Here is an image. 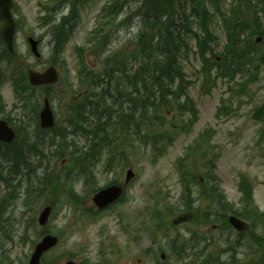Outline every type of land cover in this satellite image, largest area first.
Wrapping results in <instances>:
<instances>
[{"label": "rangeland", "instance_id": "1", "mask_svg": "<svg viewBox=\"0 0 264 264\" xmlns=\"http://www.w3.org/2000/svg\"><path fill=\"white\" fill-rule=\"evenodd\" d=\"M45 1L47 0H15L17 8L13 13L20 20V27L15 34L14 44L19 59L26 66L42 70L50 63H56L65 75H75L78 64L80 67L84 63L91 67H104L111 51L124 44L123 53L128 55L136 45L130 41L134 32L133 25H140L136 14H133L138 0H126L133 8L121 11L120 15H114L110 11L108 13L112 3L118 0H57L61 6L65 2L64 8L56 13L58 18L67 13L70 5L77 10L78 18L72 30H69L67 44L58 52H53L52 31L48 25L40 24V16L44 13L40 3ZM234 1L221 0V4L223 6L225 3L229 8ZM259 11L260 6L256 0L245 7L246 19L257 34L252 38L255 49L249 56L252 65L247 67L248 74L238 73L233 80L228 81L218 79L203 91L199 86L202 80L198 70L199 61L191 58L185 63L189 78L196 80L194 84H190L198 108L196 119L194 114L173 118L170 111L150 108L149 117L145 120L130 114L126 116V121L132 125L131 133H127L120 130L121 118L117 116L116 109L106 110L105 133L98 129L100 137L105 136V142L100 138L97 144V135L82 128L85 119L80 116L84 107L81 114L76 111L78 104L84 106V100L74 99L75 93H82V90L69 89L72 79H68L65 86L55 84L47 90L46 87H37L32 89L35 92L18 95H14L12 83L5 81L0 86L2 117L5 118L7 113L22 114V111L29 109V104H34L35 109H39L37 104L42 105V98L48 91L56 115V127L36 135L31 126L28 132L25 131L26 134L23 132L27 139L21 138L10 147L1 145L0 198L6 196L8 190H11L12 198L5 201L7 209L3 216L6 217V222L3 217L0 221V264H29L25 255H30L33 250L32 240L35 242L40 237L38 233L41 226L37 222V216L50 199H56V202L46 227L52 233L60 235L61 242L42 257L41 264H46L45 260H53L52 264H64L69 255L80 264H85V261L94 264H132L137 257H144L149 264H157V260H160L158 248L169 250L176 231L182 232L187 226L193 225H177L166 236L157 235V240L153 241L148 234L146 222H142L147 221L145 219L153 209L163 207L168 201L176 202L182 187L179 170L183 167L180 161L192 179H199L202 174L207 177L214 161L215 172L221 179L220 185L227 199L235 205H239V177L241 174L246 175L254 186V202L259 210L264 211V157L261 155L264 154V130L260 134L264 126L263 122L252 118V112L259 108L258 105L263 108L261 116L264 117V14H261L262 24L259 27L252 21ZM232 17L233 15L231 19ZM210 30L217 37L214 48L215 53H218L225 41L218 15H214ZM249 30L250 27L244 32ZM28 34L40 39V58L30 51L26 42ZM259 35L261 40L255 42ZM81 48L82 51H79ZM252 70L257 74L254 79L250 74ZM14 104L18 106L16 109ZM169 109L177 113L175 106L170 105ZM32 112L27 117H32ZM170 118L175 119L178 126H183L182 129L175 130L177 132L173 138L168 135L174 131L169 128ZM66 121L68 122L65 123ZM160 121L164 124L159 125ZM63 124L66 132L62 128ZM70 125H77L78 130L73 131V128H69ZM136 130L141 131V136L147 131H157L163 136L152 141L146 134L141 138ZM201 134L203 139L194 150ZM90 143L101 147L102 153L100 160L94 164L92 173L95 177H87L88 183L85 184L83 178H76L65 172L69 155H61V152L62 147L68 146L79 154L76 147L83 152ZM112 155L116 157L114 165L112 161L111 165L110 162L107 165V160ZM13 158H22L25 163L18 170L16 167L9 168ZM129 167L135 171V175L127 187L124 200L101 212L95 219H88L86 210L93 206L89 185L102 187L114 179L123 181ZM59 175L66 177L61 178ZM57 177L63 185L73 188L77 201H68L71 195H59L55 185ZM43 181H49V185L54 186L57 197H53L47 187L43 194L37 196L40 187H43ZM196 181L198 180H193L190 186L195 205L201 210L213 211V206L199 197L202 186ZM201 181L203 183L204 179ZM93 208L95 209L94 206ZM212 216L216 217L215 214ZM211 225L212 223L205 226V229L212 230ZM222 230L219 228L210 234L218 236ZM255 231L264 234V219L256 221ZM5 236H9V239ZM24 237L27 238L26 242L19 244L18 240H23ZM149 248L152 249L150 254ZM242 251L236 248L238 256L243 261L247 260L248 256ZM170 260L176 264L174 257H170Z\"/></svg>", "mask_w": 264, "mask_h": 264}, {"label": "trees", "instance_id": "2", "mask_svg": "<svg viewBox=\"0 0 264 264\" xmlns=\"http://www.w3.org/2000/svg\"><path fill=\"white\" fill-rule=\"evenodd\" d=\"M248 4L249 0H235L233 5L227 8L224 4L222 6L221 0H138L133 14H136L140 25H138L136 34L130 42L136 44L133 50L128 55H124V45L119 46L109 54L110 57L112 56L110 62L113 64L108 67L106 65L100 72H87L84 68L80 69V81L88 80L89 92L84 97L81 95L79 99H83L84 106H90V110L85 111L83 104H79L76 112L81 114L83 108L80 117L89 119V124L85 130H91L94 135L98 136V132L94 128H101L102 126L101 122L97 121L99 118L96 117V107L92 103L93 100L97 102L104 100L107 85L111 90L119 88L114 96L116 100L121 99V105L119 108L117 105V111L120 118L124 117L123 126L126 124L125 115L130 110L128 107H124L123 100L132 102L136 107L161 106L171 101L177 102L176 107L179 109L193 108L194 103L191 101L188 92L189 80L184 71V60H186L191 49L189 39L193 36L196 37L199 54L205 63V67L208 66L211 57L206 53L214 52L212 43L216 40L210 30V25L214 15L218 14L223 20L226 32V45L219 56L224 63L229 62L232 65V61L237 66V62H240L238 60L241 59V46L246 44V38L252 35L249 32H253L252 25L249 26L245 15V7ZM132 8L126 0H118L112 3L108 12H113L116 15L123 9L127 11V9ZM76 14L77 10L72 9L70 14L63 16L58 24H53L56 31L55 52L62 48L60 46L62 41L67 39L69 30L74 27ZM231 15H233L232 19ZM256 24L259 27L257 21ZM195 26L198 28L196 31L193 29ZM249 27L250 30L245 35L244 31ZM15 54L16 52L14 54L9 53L5 48V56L10 61L15 62L10 66L9 74L5 76V80H10L15 86H18V94H28L34 90L27 82L21 64L13 58ZM119 56H123V58H119ZM117 79H119L118 87L115 83ZM101 83L103 84L101 85ZM100 85L106 86L102 87L101 92L96 89ZM170 95H173V98H170ZM183 95L186 96V99L181 103L180 97ZM177 98L180 100L176 101ZM102 106L104 105L102 104ZM28 108L33 112L36 111L34 104H29ZM104 110H107V106H104ZM75 127L70 126L69 128ZM94 157L96 155L93 152L88 153L86 158L84 156L79 157L75 161L78 171H85L87 160L92 162ZM14 162H16L15 159ZM55 185L59 193L66 190L59 178ZM46 186L53 191V186H50L48 181V183L43 182L41 192ZM184 207L189 209L191 204ZM178 208L175 205H168L166 215H171ZM154 218L160 220V217ZM167 220L165 216L160 225L167 226ZM154 228L157 227L154 226ZM156 231L153 229V232Z\"/></svg>", "mask_w": 264, "mask_h": 264}, {"label": "water", "instance_id": "3", "mask_svg": "<svg viewBox=\"0 0 264 264\" xmlns=\"http://www.w3.org/2000/svg\"><path fill=\"white\" fill-rule=\"evenodd\" d=\"M13 7V3L11 0H0V20H5V25L0 30V36L5 39L6 44L10 49H12V41H13V31L15 28V22L12 19L10 15V9ZM31 48L33 52L36 55H39V52L37 51V41L33 40L31 37L28 38ZM57 75L55 72V69L53 67L47 68L44 72L39 73L33 70H29V79L32 84H39L44 82H53L56 80ZM42 126L48 127L53 124V116L52 111L49 107L47 98L44 99V108L42 110ZM0 136L5 138V140H11L14 137V133L11 129H9L6 124L5 128L0 127ZM132 175V172L129 170L127 172V178ZM121 189L116 186H111L109 188L103 189L100 192H98L94 200L96 201L97 205L99 207H104L108 205L109 203L113 202L120 194ZM50 208L46 207L42 214L39 217L40 223H44L46 220V217L49 213ZM191 216L190 213H180L178 214L174 219V223H179L181 221H184L188 219ZM233 220V218H232ZM234 224L239 229H244L247 227V225H243V223L239 220H235ZM57 239L53 236H45L43 240L36 246V250L31 258V264H37L39 260L40 254L54 245L56 243ZM67 264H75L73 262H68Z\"/></svg>", "mask_w": 264, "mask_h": 264}, {"label": "flooded vegetation", "instance_id": "4", "mask_svg": "<svg viewBox=\"0 0 264 264\" xmlns=\"http://www.w3.org/2000/svg\"><path fill=\"white\" fill-rule=\"evenodd\" d=\"M259 240L263 241L264 238H260ZM243 241H246V237H244L243 235H237L235 237V240H234V242L236 244H240ZM205 257H206V253L197 254L196 252H194V253L187 252L186 253V252L182 251L180 254H178V263L177 264H212L211 261H209ZM164 264H173V262L170 260V258H168L164 261ZM214 264H216V263L214 262Z\"/></svg>", "mask_w": 264, "mask_h": 264}]
</instances>
